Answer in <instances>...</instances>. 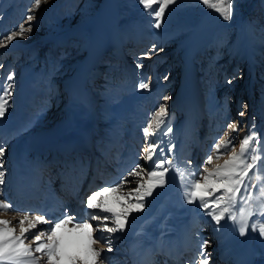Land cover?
<instances>
[{
  "label": "bare ground",
  "instance_id": "bare-ground-1",
  "mask_svg": "<svg viewBox=\"0 0 264 264\" xmlns=\"http://www.w3.org/2000/svg\"><path fill=\"white\" fill-rule=\"evenodd\" d=\"M67 1L42 2L39 9L32 12L31 32L25 38L18 37L0 47V84L9 74L8 66L17 76L10 82L14 87L9 115L5 113L0 118V146L5 148L4 156L0 157L5 172V184L0 185V199L13 206L7 212L0 211V219L10 220L13 225L17 224L18 214L24 212L46 214V218L55 222L67 209L77 219H86L88 195L127 177L137 164L143 167L151 165L143 159L142 149L147 142L141 137L142 128L130 120L116 129H109V124H100L101 120L94 111L95 104L93 102L92 105L88 98L90 90L85 88V77L107 56L105 53L111 46H116L120 55L118 61L125 63L123 66L134 81H141L142 73L149 74L150 66L146 63L154 59L155 48L146 49L152 43L147 42L144 25L138 16L130 13L129 20H123L118 0H105L90 22L65 34L63 50L59 52L56 65L48 69L53 74L52 80L41 85V89H45L42 98L37 100L35 94L29 95L32 77L28 76V63L34 59L31 51L39 40L47 41L45 46L53 42L41 33L42 27L46 19ZM32 5L33 2H28L15 9L12 17L24 20L20 19L13 25L12 31L18 30L20 24L26 28L29 26L26 16ZM203 26L210 28L202 37L201 49L228 27L221 24L213 13L198 25V29ZM87 34L90 40L85 46L75 47L71 39L76 36L85 38ZM6 36L5 32H0V40ZM260 47H253L249 34L243 36L238 53L253 70L257 61L255 54ZM41 52L35 56L46 64ZM12 59L18 64L13 61L5 67L6 62ZM106 67L109 66L103 68ZM123 87V92L115 95V101L135 92L131 84ZM102 97L101 101H108L110 96L102 92ZM183 112L187 115L190 130L204 119L198 112L193 114L191 107ZM97 114L100 116L102 113ZM201 131L196 133L197 136L194 132L190 142L179 143L172 156L174 162L167 173L165 186L153 193L157 203L150 202L143 211L133 212L126 231L113 234L116 237L113 240L114 251H105V264H189L201 250L203 241H209L206 251L210 254V264H264V237L258 232H253L249 226L246 235L241 236L239 222L233 224L226 219L218 225L204 209L196 206L190 210L184 201L183 188L188 181H182L179 173L189 168L200 169L198 159L202 145L206 148ZM190 147L196 152L192 164L185 158ZM128 179L133 183L126 185L125 190L135 187V177ZM50 226L39 225L37 230ZM96 247L106 248V245L101 242Z\"/></svg>",
  "mask_w": 264,
  "mask_h": 264
},
{
  "label": "rangeland",
  "instance_id": "rangeland-1",
  "mask_svg": "<svg viewBox=\"0 0 264 264\" xmlns=\"http://www.w3.org/2000/svg\"><path fill=\"white\" fill-rule=\"evenodd\" d=\"M28 2L31 4L33 0H0V32L3 31L6 35L12 32V26L21 19H15L12 14L15 9L25 6ZM104 2L105 0H68L46 19L41 33L48 37L47 40L53 42L45 46L47 41L45 43L44 40H39L31 51L34 59L28 63L30 67L28 76L32 77L29 95L35 94L37 100L42 98L45 89H41V85L52 80L53 74L50 70L55 67L59 52L63 50L65 34L90 22ZM118 3L123 20H129L130 13L138 16L144 25L147 42L152 43L146 49L149 51L152 47L156 52L153 54L155 56L153 60L146 61L150 66L149 74L142 73L140 76L142 80L138 82L129 77V71L123 66L125 63L118 61L120 55L116 46L108 48L105 53L107 56L90 70L85 77V88L90 90L88 98L91 104L93 102L95 104L92 105L96 107L94 111L96 117L101 120L100 124L106 126L109 124V129H116L120 124L130 120L143 131L154 111L161 103H165L169 112L166 125L173 131L167 133V127L162 125L157 134L149 137L150 142L158 145L155 160L166 158L172 162V166L174 162L172 156L180 146L179 143L190 142L193 140V133L195 132L194 135L197 136L196 133L202 129V139L204 138L206 148L202 145L198 159L201 170L207 156L214 154V144L220 139L235 137L233 143L236 152L240 151L242 138L252 131L264 140V0H233L232 17L227 21L212 8L203 5L201 0H176L175 4L165 10L159 28L154 26L155 17L149 16L139 0H118ZM211 13L217 16L221 24H227L228 27L219 32L213 42L201 49L202 37L210 27L207 29L203 26L200 30L198 25ZM245 34L251 36L253 47L261 45L255 54L257 61L254 70L238 53ZM89 40L88 34L85 38L76 36L71 39L78 48H83ZM40 52L46 64L37 60L35 54ZM13 61L15 59L6 62L5 67ZM105 66L109 67L103 68ZM7 68L8 73H12L11 67ZM14 77L17 79V76ZM229 80L232 83L229 84ZM127 83L134 86L135 92L120 101H115V95L122 93L123 86ZM140 83H149L150 87L140 89ZM102 92L109 94L108 101H101ZM165 95L170 97L168 101H163ZM61 100L64 101L63 96ZM189 107L193 114L198 112V115L204 117L203 121L199 120L191 130L187 115L183 112ZM241 111L244 112L243 116L239 115ZM6 113L9 115L8 110ZM97 113H102L101 117ZM232 122L239 126L238 132H233L227 127ZM226 132L228 135L225 137ZM141 137L145 139L143 132ZM170 147L172 151L168 150ZM192 147L185 153L186 160L190 159V162L196 156ZM204 150L206 152H203ZM228 159L229 155H221L219 159L214 156L208 167L214 169ZM262 178L264 167L258 165L250 171L249 178L246 179L248 192L254 197L249 203L256 212L255 216L249 219V226L252 223L264 222L263 217L256 211L260 201L255 199L259 196L261 187H264ZM185 192L186 187L183 188L184 201L190 210H194L197 204L187 203ZM157 201L158 199L152 195L146 199V204ZM184 261L182 263H185Z\"/></svg>",
  "mask_w": 264,
  "mask_h": 264
},
{
  "label": "snow or ice",
  "instance_id": "snow-or-ice-1",
  "mask_svg": "<svg viewBox=\"0 0 264 264\" xmlns=\"http://www.w3.org/2000/svg\"><path fill=\"white\" fill-rule=\"evenodd\" d=\"M42 2L46 3L47 0H33V5L26 16L29 26L26 28L24 24H20L18 30L12 31L0 40V47H5L7 42L18 37L25 38L26 34L31 32L30 22L34 19L32 12L39 9ZM139 3L149 16L155 17L154 26L159 28L165 10L175 4L176 0H139ZM201 3L219 13L226 21L232 17L233 0H201ZM154 5L157 7L154 8ZM13 79L14 74L9 73L5 82L0 84V118L5 116L10 107L14 87L10 82ZM228 83L232 81L229 80ZM149 87V83L139 85L140 89ZM169 99L167 95L163 97V101ZM239 115L243 116L244 112L241 111ZM168 116V105L161 103L143 128L145 140L148 141L147 146L142 149L143 159L151 162V165L143 167L137 164L128 172L127 177L88 195L85 201L86 219H77L67 209L55 222L46 218V214L32 215L28 212L18 214L16 225L10 220L0 219V264H105V251L107 253L114 251L113 240L116 237L113 234L125 232L130 215L143 211L146 199L151 197L157 188H163L166 184V173L172 162L166 158L153 160L158 145L150 142L149 137L154 136L162 125L167 127V133L173 131L166 125ZM227 127L233 132L239 131L236 122L230 123ZM227 135L226 132L225 136ZM234 139L235 137H229L216 142L215 152L207 156L202 170L189 168L185 170L187 175L185 172H180L179 175L182 181L185 179L188 181L185 185L187 203L197 204L218 225L226 219L231 220L233 224L239 222V234L244 236L249 230V219L256 214L249 203L254 197L248 192L246 179L249 178L252 169L258 165L264 167V140L252 131L242 138L240 151L236 152ZM172 147L168 150L172 151ZM4 154L5 148L0 146V157ZM221 155H229V159L223 165L209 169L208 166L214 156L219 159ZM3 169L4 163L0 161V185L5 184ZM128 177H135V187L125 190L126 185L133 183ZM255 199L260 201L256 211L264 217V187H261L260 194ZM12 207L10 202L0 199V211L7 212ZM93 221L96 223L93 224ZM43 224L51 226L37 230L38 226ZM250 227L253 232H258L259 236L264 237V222L252 223ZM101 242L106 248L96 247ZM208 243L209 241L202 242L201 250L189 264H210V254L206 251Z\"/></svg>",
  "mask_w": 264,
  "mask_h": 264
}]
</instances>
